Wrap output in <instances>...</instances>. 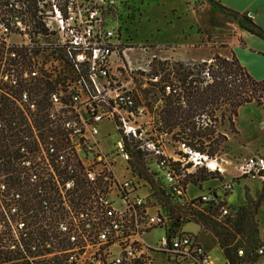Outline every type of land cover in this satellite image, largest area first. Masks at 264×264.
I'll use <instances>...</instances> for the list:
<instances>
[{"label":"built area","instance_id":"obj_1","mask_svg":"<svg viewBox=\"0 0 264 264\" xmlns=\"http://www.w3.org/2000/svg\"><path fill=\"white\" fill-rule=\"evenodd\" d=\"M117 0H0V248L6 264H225L157 205L183 197L188 174L223 175L224 160L146 133L132 94L135 47L112 25ZM138 60V58L136 59ZM158 133V132H157ZM162 134H158L160 137ZM164 135V134H163ZM115 138H114V137ZM134 151V154H132ZM146 166L141 179L131 165ZM264 179V157L236 165ZM148 191L146 194L142 193ZM232 183L185 203L233 216ZM161 230L154 244L144 235ZM243 264H264V245ZM244 250H237L244 257Z\"/></svg>","mask_w":264,"mask_h":264},{"label":"rangeland","instance_id":"obj_2","mask_svg":"<svg viewBox=\"0 0 264 264\" xmlns=\"http://www.w3.org/2000/svg\"><path fill=\"white\" fill-rule=\"evenodd\" d=\"M117 1L118 6L112 25L120 28V42L136 48L135 51L130 52V55L135 64L140 63L144 68L147 67V60L153 53L152 51H147V53L140 51L139 48L144 45L153 50L160 48L159 52H155L159 60H204L214 54L230 57L231 48L226 42L230 37H234L241 28V21L238 17L214 6L210 0ZM214 1H219L225 6L220 0ZM244 1L234 0L233 2L242 4ZM242 15H246L255 23L249 14ZM137 58L138 60H136ZM148 72H132V94L136 104L145 108L146 113L141 121L149 124L146 133L156 135L164 144L165 152L168 155H173L174 150H178V141L173 140L167 134H162L159 137L156 131V123L153 121L156 107L161 104V101L155 102L150 109L147 105L149 100H145L142 95V91L149 87ZM158 79L159 76L152 81L156 82ZM263 117L262 107L256 106L254 103L242 106L235 120L237 133L231 131L225 118L222 124H218L216 127L217 132L227 137L226 141L220 144L216 154L224 160V174L213 173L214 178L207 181L193 182L190 177V184L187 186L183 197L166 192L159 195L156 200L157 205L169 218L168 224L172 227L176 225L180 217L194 216L195 220L184 224L183 230L197 235L199 241L217 262L225 261L216 249L214 236L210 230L205 228L201 220H196V213L203 207L200 205L192 207L185 202L190 198L199 197L202 192H206L208 189L219 190L223 184L231 182L232 191L227 195L229 208L235 212L238 208H246L251 221L257 228L258 241L264 242V197L260 203H257L264 180L262 181L257 175L240 179L242 178L240 172L235 167L252 154L264 157V125L260 124ZM249 150H252V153H248ZM132 154L135 155L134 151ZM131 163L136 173H143L146 176H140L141 179L152 180V174H145L147 171L144 162L138 158H133ZM207 172L201 170L191 174L198 175ZM147 192L144 191L142 195ZM161 232L159 229L152 231L145 234L144 239L147 243L154 244L155 237L159 236ZM236 239H239V235L236 236ZM225 264L227 263L225 262Z\"/></svg>","mask_w":264,"mask_h":264},{"label":"trees","instance_id":"obj_3","mask_svg":"<svg viewBox=\"0 0 264 264\" xmlns=\"http://www.w3.org/2000/svg\"><path fill=\"white\" fill-rule=\"evenodd\" d=\"M210 1L238 17L242 29L264 40V30L246 15L223 6L219 1ZM149 67V87L142 91V95L149 100L147 105L150 109L155 102L161 101L153 117L158 134L170 135L173 140L209 156L216 155L220 144L227 139L217 132L218 124L226 118L231 131L237 133L235 120L239 109L249 103L263 106L264 80L252 77L233 53L230 57L214 54L204 60L153 59ZM158 76L159 79L153 82L152 79ZM198 171L201 169L195 172ZM190 177L193 182L214 178L212 172L188 174L185 182L189 183ZM263 197L264 182L257 203ZM196 216V220H201L216 238L227 264H243L256 258L254 251L259 245H264L258 241L257 228L246 208H238L233 216L220 220L217 208H202ZM237 235L239 239H236ZM239 248L244 250V257L237 256ZM7 260L0 248V264H6Z\"/></svg>","mask_w":264,"mask_h":264},{"label":"crops","instance_id":"obj_4","mask_svg":"<svg viewBox=\"0 0 264 264\" xmlns=\"http://www.w3.org/2000/svg\"><path fill=\"white\" fill-rule=\"evenodd\" d=\"M227 8L238 12L239 14H250L255 23L264 30V0H245L242 4L234 3V0H220ZM239 1V0H236ZM250 16V15H249ZM227 45L231 48V54H235L240 64L244 66L249 74L257 80H264V40L250 34L246 30L240 28L234 37L227 40ZM264 111V97L263 106ZM264 125V117L261 120ZM252 153V150L248 153ZM247 153V154H248ZM261 156V155H260ZM219 157V156H218ZM236 167V166H235ZM240 179H246L244 177ZM239 179V180H240ZM245 184V182H244ZM226 203L227 197H226ZM215 241L216 249L219 255L225 261L220 248L218 247L217 240ZM225 263V262H224Z\"/></svg>","mask_w":264,"mask_h":264},{"label":"water","instance_id":"obj_5","mask_svg":"<svg viewBox=\"0 0 264 264\" xmlns=\"http://www.w3.org/2000/svg\"><path fill=\"white\" fill-rule=\"evenodd\" d=\"M250 16L252 15V13L249 14Z\"/></svg>","mask_w":264,"mask_h":264}]
</instances>
